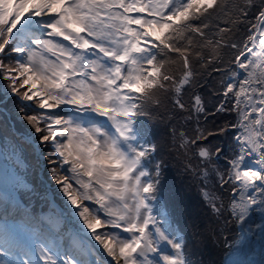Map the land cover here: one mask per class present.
Returning a JSON list of instances; mask_svg holds the SVG:
<instances>
[{
    "label": "snow or ice",
    "instance_id": "6c2138e0",
    "mask_svg": "<svg viewBox=\"0 0 264 264\" xmlns=\"http://www.w3.org/2000/svg\"><path fill=\"white\" fill-rule=\"evenodd\" d=\"M0 264H264V0H0Z\"/></svg>",
    "mask_w": 264,
    "mask_h": 264
},
{
    "label": "trees",
    "instance_id": "16d2710c",
    "mask_svg": "<svg viewBox=\"0 0 264 264\" xmlns=\"http://www.w3.org/2000/svg\"><path fill=\"white\" fill-rule=\"evenodd\" d=\"M45 155H47V153H45ZM19 174L29 184L37 178L34 173L33 161L24 155L20 158ZM164 176L166 182L174 185L176 188L182 189L187 199L192 202L196 201V188L190 186L187 178L179 174L178 169L174 167L171 162L165 166ZM223 251L224 249L220 248L218 245H214L211 241H209L204 248L206 258L215 259L217 261L222 258Z\"/></svg>",
    "mask_w": 264,
    "mask_h": 264
}]
</instances>
